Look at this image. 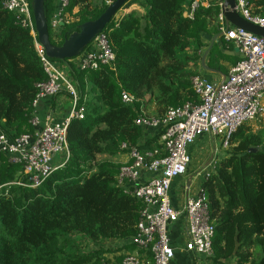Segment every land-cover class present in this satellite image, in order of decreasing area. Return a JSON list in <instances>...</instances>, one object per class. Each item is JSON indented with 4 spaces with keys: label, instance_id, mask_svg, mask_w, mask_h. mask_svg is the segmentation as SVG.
Returning <instances> with one entry per match:
<instances>
[{
    "label": "trees",
    "instance_id": "16d2710c",
    "mask_svg": "<svg viewBox=\"0 0 264 264\" xmlns=\"http://www.w3.org/2000/svg\"><path fill=\"white\" fill-rule=\"evenodd\" d=\"M3 1L0 133L13 140L33 134L35 86L46 75L31 33L2 8ZM113 1L71 0L73 20L63 25L59 42L48 31L50 42L61 45ZM190 1L128 0L102 31L115 56L111 66L80 70L75 58L65 64L50 59L71 79L84 118L72 119L67 127V161L36 187L20 164L0 153V264H113L121 256L111 245L119 243L134 252L128 243L143 204L117 184L122 165L113 159L132 148L141 153L160 149L155 143L159 131L145 134L134 124L141 111L160 119L168 108L195 101L190 79L198 76L206 38L218 35L220 25L215 4L186 18L184 6ZM53 3L44 0L47 20ZM248 5L253 15L264 17V0H248ZM215 46L206 66L220 71L219 59L229 57ZM123 93L131 104L122 102ZM201 192L214 226L212 263L264 264V129L242 125L215 170L204 176Z\"/></svg>",
    "mask_w": 264,
    "mask_h": 264
},
{
    "label": "built area",
    "instance_id": "2783aa9c",
    "mask_svg": "<svg viewBox=\"0 0 264 264\" xmlns=\"http://www.w3.org/2000/svg\"><path fill=\"white\" fill-rule=\"evenodd\" d=\"M70 2L54 0L47 26L55 42L60 41L63 25L73 20L68 13ZM212 4L219 8V34L236 48L237 62L220 83L209 82L200 76L192 77L190 87L194 102L170 107L160 119L150 118L141 111L135 120L134 124L142 129L159 131L160 149L141 153L132 148L126 153L130 163L122 164L119 169L117 184L140 200L143 209L136 234L128 243L134 247V252L116 255L121 259L113 264H171L175 252L168 228L180 221L187 235L185 249L192 254L195 264H213L214 226L205 196L201 191L195 196H187L183 207L177 209L171 204L170 188L176 179L187 174L190 163L188 149L198 138L207 135L219 139L221 148L227 150L233 135L242 125L264 115V38L230 25L226 27L222 15L223 0H191L184 6V16L192 19L197 10ZM2 8L31 33L46 75V81L35 86L34 115L30 120L33 134L11 140L0 133V153L12 164H20L30 185L36 187L67 161L66 130L72 119L84 118V108L78 107V94L70 78L45 56L37 42L30 1L4 0ZM234 11L247 22L264 28V17L251 13L248 0H235ZM75 13L73 10L72 14ZM114 59L106 36L100 33L90 43L89 49L76 58V64L80 70H96L100 66H111ZM61 93L71 98L67 117L58 122L49 116L41 120L37 115L40 101ZM121 99L124 104L133 101L125 93ZM160 153L165 155L160 156ZM147 159L150 160L148 164ZM141 173L149 174L146 180L141 181Z\"/></svg>",
    "mask_w": 264,
    "mask_h": 264
},
{
    "label": "crops",
    "instance_id": "0c3cea01",
    "mask_svg": "<svg viewBox=\"0 0 264 264\" xmlns=\"http://www.w3.org/2000/svg\"><path fill=\"white\" fill-rule=\"evenodd\" d=\"M211 41H212V38H206V42H207L208 46L210 45ZM213 44L214 45L217 44L219 46L218 48H220L221 51L222 50L225 51L224 55L234 58L233 64L228 66L226 68L225 72H219L217 70V72H215V73L207 72V71L203 70L200 66L198 76L203 77L204 79H206L207 81L212 82V83H220L227 76L228 71L237 62L238 55H237L236 48L231 43L225 42L224 40H221L220 38L216 39L213 42ZM206 49L201 50V52H200L201 56L203 55V53L205 52ZM207 62H208V55L205 58V65H207ZM226 62H227V59H219V64L222 65V67H224ZM52 101H54V108L53 109H51V102ZM37 114L39 115L41 120L44 119L45 117L49 116L57 122L62 121L68 115V113H66V111L64 110V100L61 96H56L53 99L52 98L42 99L39 103L38 108H37ZM144 130H145L144 133L148 134L149 129H144ZM199 142L200 143L204 142V144L207 145L203 152L200 153V151H199L198 158L201 156L200 154L203 153L202 157H200L198 159L199 163L201 164V161L205 158L206 153H208V156H207L208 158H207V162L205 164H203V167H201V165H199L196 175L202 174L205 176L206 174H210L215 170V165L218 162L217 157H216V151H217L216 150V144H215V139H213L212 137L207 136V135L201 136L200 138H198L195 141V143L192 146L189 147V149H188L189 157L197 149L196 143H199ZM113 160H114V162L119 163L121 165L129 162V158L126 154H121ZM190 162H191V160H190ZM148 175L149 174L141 173V181L146 180ZM192 176L193 175L191 173V169L188 166L187 174L184 176V179H183V180L187 179L186 180V186L180 187V183H177V184H179V187L182 190L181 198L178 200V202L174 198L172 199L171 195L169 193V198H170L171 204L177 209H181L183 207L184 201H185L187 196H195L199 191H201V189H199L198 192L195 194H193L190 191L191 187H192V181H191ZM179 181L180 180H178V181L175 180L172 183L171 187H173L174 183L179 182ZM177 205H178V207H177ZM168 229H169V236L171 239V246L173 247L174 252H175V255H174V258H173L171 264H193V263L195 264L192 254L190 252H187V250L185 249V245L187 242V235L185 232L183 222L180 221L179 223L170 226ZM115 245L116 244H114V246ZM124 253H130V252H126L124 249H122L119 252H117L116 255H118V254L121 255ZM108 257H112V255L111 254L108 255Z\"/></svg>",
    "mask_w": 264,
    "mask_h": 264
},
{
    "label": "water",
    "instance_id": "95a60500",
    "mask_svg": "<svg viewBox=\"0 0 264 264\" xmlns=\"http://www.w3.org/2000/svg\"><path fill=\"white\" fill-rule=\"evenodd\" d=\"M128 0H115L107 5L104 12L94 21L86 22L78 27V31L70 34L63 39L61 45L57 46L50 42L47 26V18L44 11V0H30L31 13L34 23V31L37 42L42 47L45 56L51 60H57L66 63L80 56V54L90 45L94 38L102 33L116 13L122 9ZM222 15L226 27L233 26L242 29L254 36L264 38V28L253 25L241 18L235 11V0H223ZM218 34L212 38L208 48L200 58V66L207 72L215 73L217 71L210 69L205 65V58L209 54L213 42L220 38ZM256 149H249V153L255 152ZM189 183V182H188Z\"/></svg>",
    "mask_w": 264,
    "mask_h": 264
},
{
    "label": "rangeland",
    "instance_id": "374dc122",
    "mask_svg": "<svg viewBox=\"0 0 264 264\" xmlns=\"http://www.w3.org/2000/svg\"><path fill=\"white\" fill-rule=\"evenodd\" d=\"M123 11V10H122ZM122 11H118L115 15V18H118V16L122 13ZM75 12H76V9H75ZM218 50H220V48H218L219 46L216 44L215 46ZM222 53L225 54V51L222 50ZM75 61H76V58H75ZM233 61H234V58L232 57H229L227 58V62L226 64L224 65V67L221 68V70L219 72H225L226 68L228 66H230L231 64H233ZM202 70V69H201ZM204 70V69H203ZM63 73L65 74L66 77L69 78L68 74L65 72L64 69H62ZM205 72V71H204ZM71 80V79H70ZM89 87V84H85L83 85V88L84 90H86L87 88ZM58 96H61L64 100V110L66 111V113H69L70 109H71V101H70V98L67 96L66 93H61L60 95ZM250 125V127L252 128V130L256 131V130H260V129H264V115L261 116V118H257L255 121L253 122H249L248 123ZM155 143L158 144V139L155 140ZM215 144H216V157H217V161H220L224 155L227 153V150H223L221 148V145H220V141L219 139H215ZM207 145L204 144V142H199V143H196V150L194 151V153H192L190 155V164H189V168L191 169V173H192V187H191V192L193 194L197 193L199 189L202 188L203 186V183H204V175H196L197 171H198V167L199 165H201V167H203V164H205L207 162V156H208V153H206L205 155V158L201 161V164L199 163L198 159L200 157H202L203 153L200 154L201 156L198 158V154H199V151L200 153L203 152L205 150V147ZM204 174V173H203ZM183 178H179V179H176V181L180 180L179 182H176L173 184V187L170 188V195H171V198L175 199L177 202L178 200L181 198V194H182V190L180 189V187H185L186 186V180H183ZM177 183H180V187H179V184ZM172 186V185H171ZM178 207V205H177ZM120 243L117 245L113 246L112 248H118L119 250H122L120 247ZM89 247V246H88ZM108 255V254H107ZM194 264V263H193Z\"/></svg>",
    "mask_w": 264,
    "mask_h": 264
}]
</instances>
